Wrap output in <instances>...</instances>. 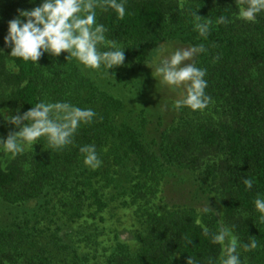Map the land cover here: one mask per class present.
<instances>
[{
  "label": "trees",
  "instance_id": "trees-1",
  "mask_svg": "<svg viewBox=\"0 0 264 264\" xmlns=\"http://www.w3.org/2000/svg\"><path fill=\"white\" fill-rule=\"evenodd\" d=\"M40 2L0 0V108L23 114L40 101H63L91 108L96 116L81 124L62 150L41 138L43 151L26 181L18 163L0 168V195L6 201L41 202L29 210V222L53 212L60 220L86 223L75 233L76 245L83 243L85 252L58 238L60 257L45 250L38 264H188L189 258L197 264H207L209 258L220 264L221 245L203 234L194 213L171 208L161 196L163 183L181 178L180 171L201 172L202 180L195 177L200 188L204 190L205 182L222 201L223 218L238 237L243 264H264V223L254 205L257 194L264 195V12L255 22L240 19L235 0H201L184 9L167 0H126L123 19L112 10H100L98 23L108 29V42L125 48V62L110 70L114 80L101 106L89 107L83 81H75L66 70L67 53L44 54L39 64L8 55V22L18 9L29 10ZM221 16L228 23H218ZM198 22L209 25L207 39L195 30ZM168 41L205 46L196 64L207 71L205 91L212 99L203 111L177 108V120L152 136L144 109L136 113L118 95L142 93L145 63ZM93 144L102 161L97 169L87 166L80 152V147ZM215 156L218 161L212 162ZM246 178L253 181L251 190L244 185ZM116 202L135 207L141 218L135 246L119 241L103 247L102 238L114 232L103 226L105 212ZM11 232L1 234L0 264L12 246ZM253 239L257 247L244 251L242 245Z\"/></svg>",
  "mask_w": 264,
  "mask_h": 264
},
{
  "label": "clouds",
  "instance_id": "clouds-1",
  "mask_svg": "<svg viewBox=\"0 0 264 264\" xmlns=\"http://www.w3.org/2000/svg\"><path fill=\"white\" fill-rule=\"evenodd\" d=\"M35 2L29 0V3ZM125 3L126 0H41L39 6L32 9H18V15L8 22V32L4 37V44L11 49L8 55L39 64L44 54L59 57L67 53L68 61L75 58L85 69L99 70L103 67L110 74L111 69L124 65L125 48L112 42L108 50H101L107 43L108 29L97 23V9L104 12L112 10L119 19H123ZM235 3L239 7V18L248 22H255L257 15L264 12V0H235ZM199 18L200 15L196 13V19ZM218 23H228V20L221 16ZM195 30L204 39L210 33L207 23H196ZM206 51L203 44L161 46L157 59L150 64L145 63L170 91L184 96V99L177 101V108L187 106L193 111H203L211 102L212 98L205 91L208 86L205 79L207 71L196 64L197 57ZM8 112V109L0 108V118L18 131H10L6 139L0 137V150L12 158L28 147L33 148L41 138L46 139L49 147L62 150L72 143L79 126L91 123L96 116L91 108L84 109L63 101H40L23 114L19 109L13 115H8ZM80 152L84 154L87 166L93 169L101 166L102 161L94 144L80 147ZM243 182L246 189L251 190L253 181L246 178ZM254 205L260 214V222L264 223V195L257 194ZM197 211L202 214L212 211L217 215L209 203ZM203 234L210 236L212 244L221 245L223 257L220 264H243L238 251L239 242L223 223V214L217 231L210 233L204 227ZM242 247L246 252L252 251L257 247V242L253 239ZM188 264L197 262L189 258ZM207 264H214V261L209 258Z\"/></svg>",
  "mask_w": 264,
  "mask_h": 264
},
{
  "label": "rangeland",
  "instance_id": "rangeland-1",
  "mask_svg": "<svg viewBox=\"0 0 264 264\" xmlns=\"http://www.w3.org/2000/svg\"><path fill=\"white\" fill-rule=\"evenodd\" d=\"M167 1L176 3L180 9H184L199 3L201 0ZM99 11L100 9H97V23ZM170 45L176 47L190 46L178 41H168L162 46L167 48ZM110 46L111 43L107 41V43L101 47V50H108ZM159 54L160 51L154 60L157 59ZM66 56L65 61L67 64H70L69 67L66 66V70L74 74L75 81L78 80L79 82L81 80L85 85L84 98L88 100L85 104L89 107L92 105L97 107L101 106L105 99L104 94L106 92L108 93V87H111V81L114 80V76H110L103 67L99 70L85 69L75 58H71L68 61ZM153 71L154 70L148 66L146 75L143 76L145 85L142 93L135 91L133 94L130 92L123 93V91H121L118 95L127 105V108L134 110L136 113L140 114L141 110L144 109L147 117L151 121L149 133H151L152 136L156 133L155 130L157 128L159 130L158 133H161L177 120L179 113L176 103L184 99L181 93H174L170 91L165 84L161 83L160 77ZM7 114L13 115L16 113L9 111ZM7 124L8 123L4 120L0 122V137L5 139L10 131H18V129L15 128L6 129ZM42 151L43 146L41 143L33 145V148L28 147L22 154H18L14 158H12L10 154H5L0 150V168L5 169L14 162L18 163L23 169L24 181H26ZM210 160H212V162L218 161V157H210ZM178 173L181 178L167 180L161 187V196L164 198L165 203L171 206V208L177 206L181 207L183 210L193 212L198 224L216 232L219 220L222 218L223 214L222 201L216 197L215 193H210L208 191V185H206L205 182V187H203V189H206V191L200 188V181L198 182L195 177H199L200 179L201 172H198L196 175L184 171ZM109 192L116 194L114 188H111ZM120 201L121 200L117 202ZM117 202L111 204V207L105 212L103 226H106L108 230L112 229L114 232L110 233L108 231V234L102 238L104 242L103 247H112L119 241L135 246L138 243L136 241L135 230L141 228V218L139 219V216L134 213L135 207L128 209V207L120 206ZM40 203V201L34 204H31V202L11 203L0 195V238L1 234L5 232L8 234L9 231H12L11 233L14 235L12 246L9 247L6 244L8 248L6 249V256L4 257V264H38L45 250L47 254H58L55 246V241L58 238L62 240L63 244H71L76 247L80 246L79 252L83 253L84 244L78 242L76 245L75 233L78 232L79 226H81L82 229V227L86 226V223L82 221L77 225L66 220H60L57 216L53 215V212L49 213L47 219L39 217L29 222V210ZM208 203L209 206L216 211V216L212 211L207 214H202L197 211L198 208L207 206ZM223 223L228 226L224 218ZM232 233L238 240L235 233L233 231ZM8 240L9 244L12 237ZM238 251L240 250L238 249ZM58 256L60 257L59 254ZM64 256L66 258V255Z\"/></svg>",
  "mask_w": 264,
  "mask_h": 264
}]
</instances>
